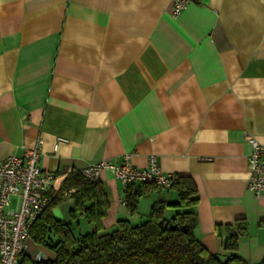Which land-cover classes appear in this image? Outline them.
<instances>
[{
  "label": "crops",
  "instance_id": "0c3cea01",
  "mask_svg": "<svg viewBox=\"0 0 264 264\" xmlns=\"http://www.w3.org/2000/svg\"><path fill=\"white\" fill-rule=\"evenodd\" d=\"M245 134L264 139V0H198L177 17L171 0H0V158L40 139L53 188L90 163L130 153L143 168L155 155L162 172L196 186L201 244L225 256L215 227L242 218L236 255L257 264L264 194L247 188ZM100 181L105 232L176 199L157 187L131 212L121 181L109 171ZM71 206L65 195L52 213L67 222ZM70 223L75 235L93 229L80 215ZM24 254L54 258L31 238Z\"/></svg>",
  "mask_w": 264,
  "mask_h": 264
},
{
  "label": "trees",
  "instance_id": "16d2710c",
  "mask_svg": "<svg viewBox=\"0 0 264 264\" xmlns=\"http://www.w3.org/2000/svg\"><path fill=\"white\" fill-rule=\"evenodd\" d=\"M157 187L152 182L128 184L125 202L129 210L134 212L139 199ZM170 189L175 191L176 199H156L141 223L118 220L114 229L105 232L101 219L106 215L109 200L104 186L101 181H93L78 170H71L52 189L51 202L29 231L30 238L47 246L54 258L31 259L23 254L18 264H250L236 255L239 241L247 230L242 218L215 227L227 257L222 262L220 256L209 252L195 235L197 214L194 207L199 196L191 178L177 175ZM65 195L72 199V206L69 221L62 222L54 217L52 209ZM77 215L93 224V229L75 235L70 220ZM50 234L57 237L55 242L49 238ZM257 264H264V260Z\"/></svg>",
  "mask_w": 264,
  "mask_h": 264
},
{
  "label": "built area",
  "instance_id": "2783aa9c",
  "mask_svg": "<svg viewBox=\"0 0 264 264\" xmlns=\"http://www.w3.org/2000/svg\"><path fill=\"white\" fill-rule=\"evenodd\" d=\"M195 1L198 0H171L173 16L177 17ZM245 139L250 144L247 188L258 198L264 194V139L258 140L250 134H245ZM40 142L38 139L34 147L25 148L20 156L10 154L0 158V264H18L28 247L31 226L53 196L58 176L41 168ZM130 156L125 154L119 163L109 160L90 163L78 171L93 181H100L102 174L109 171L125 187L152 182L161 189H170L176 182L177 175L162 172L155 155L149 157L148 165L143 168L133 165Z\"/></svg>",
  "mask_w": 264,
  "mask_h": 264
},
{
  "label": "water",
  "instance_id": "95a60500",
  "mask_svg": "<svg viewBox=\"0 0 264 264\" xmlns=\"http://www.w3.org/2000/svg\"><path fill=\"white\" fill-rule=\"evenodd\" d=\"M219 258H220V260H221L222 262H224V261L227 260V257H226V256H220Z\"/></svg>",
  "mask_w": 264,
  "mask_h": 264
}]
</instances>
